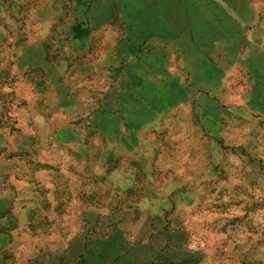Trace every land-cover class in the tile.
Listing matches in <instances>:
<instances>
[{
	"label": "rangeland",
	"instance_id": "1",
	"mask_svg": "<svg viewBox=\"0 0 264 264\" xmlns=\"http://www.w3.org/2000/svg\"><path fill=\"white\" fill-rule=\"evenodd\" d=\"M0 120V264H264V0H0Z\"/></svg>",
	"mask_w": 264,
	"mask_h": 264
},
{
	"label": "crops",
	"instance_id": "2",
	"mask_svg": "<svg viewBox=\"0 0 264 264\" xmlns=\"http://www.w3.org/2000/svg\"><path fill=\"white\" fill-rule=\"evenodd\" d=\"M2 121L0 120V125H1ZM3 135H5V133L0 131V140L3 138ZM2 147H0L1 149ZM5 215L4 214H0V221H2L4 219Z\"/></svg>",
	"mask_w": 264,
	"mask_h": 264
},
{
	"label": "trees",
	"instance_id": "3",
	"mask_svg": "<svg viewBox=\"0 0 264 264\" xmlns=\"http://www.w3.org/2000/svg\"><path fill=\"white\" fill-rule=\"evenodd\" d=\"M86 254H89V253L86 252ZM86 254H85V255H86ZM86 256H87V255H86ZM83 257H84V256H83Z\"/></svg>",
	"mask_w": 264,
	"mask_h": 264
}]
</instances>
